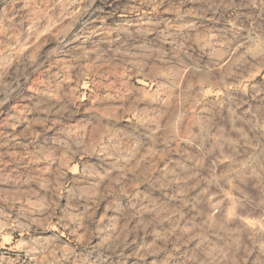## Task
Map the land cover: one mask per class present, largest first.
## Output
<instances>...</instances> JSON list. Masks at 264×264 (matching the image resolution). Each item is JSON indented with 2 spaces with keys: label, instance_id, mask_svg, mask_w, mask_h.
I'll list each match as a JSON object with an SVG mask.
<instances>
[{
  "label": "clouds",
  "instance_id": "1",
  "mask_svg": "<svg viewBox=\"0 0 264 264\" xmlns=\"http://www.w3.org/2000/svg\"><path fill=\"white\" fill-rule=\"evenodd\" d=\"M0 264H264V0H0Z\"/></svg>",
  "mask_w": 264,
  "mask_h": 264
}]
</instances>
